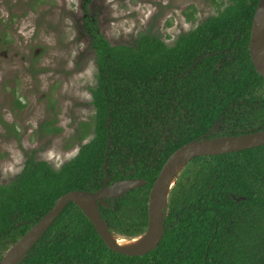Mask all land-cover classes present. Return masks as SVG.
I'll use <instances>...</instances> for the list:
<instances>
[{"label": "trees", "instance_id": "obj_1", "mask_svg": "<svg viewBox=\"0 0 264 264\" xmlns=\"http://www.w3.org/2000/svg\"><path fill=\"white\" fill-rule=\"evenodd\" d=\"M91 3L83 1L86 14ZM258 3L230 0L218 15L182 35L173 48L152 33L113 46L99 34L96 19L92 23L86 18L85 33L99 69L93 90L95 137L60 169L37 160L35 152L27 153L21 173L0 184V249H10L63 195L101 189L106 163L111 177L117 171L112 182L139 178L147 184L109 200V208L100 206L103 219L118 238L143 235L148 228L149 194L161 169L178 148L214 125L218 107L211 101L228 99L223 91L228 90L223 86L226 80L231 82L230 100H246L241 108L246 107L247 116L230 120L233 135L264 130L260 88L264 80L251 62L248 47ZM190 66V75H182ZM234 80L247 82L248 94H240ZM181 82L194 86L197 102L182 101L177 106L180 99L174 86ZM257 97L263 102L255 105ZM171 119H179L180 125L166 136ZM222 122L225 125L224 118ZM188 123L194 126H185ZM41 128L49 134L60 131L51 123ZM217 136L212 138H221ZM172 190L168 209L176 219L172 225L165 220L163 240L145 256L110 250L78 206L69 203L21 264H50L55 256L66 264H264V146L196 158Z\"/></svg>", "mask_w": 264, "mask_h": 264}, {"label": "rangeland", "instance_id": "obj_2", "mask_svg": "<svg viewBox=\"0 0 264 264\" xmlns=\"http://www.w3.org/2000/svg\"><path fill=\"white\" fill-rule=\"evenodd\" d=\"M83 1L0 0V36L8 42H0V52L8 51L6 60L0 59V184L21 173L27 153L60 168L78 152L70 138L80 135V123H89L93 131L89 89L96 86L97 65L85 33L86 17L92 23L96 19L99 34L113 46L131 44L145 33L172 45L178 35L230 3L92 0L86 14ZM22 58L34 59L40 73L31 75ZM45 123L63 132L51 135L41 128Z\"/></svg>", "mask_w": 264, "mask_h": 264}, {"label": "water", "instance_id": "obj_3", "mask_svg": "<svg viewBox=\"0 0 264 264\" xmlns=\"http://www.w3.org/2000/svg\"><path fill=\"white\" fill-rule=\"evenodd\" d=\"M250 56L256 71L264 79V0H259L249 44ZM264 146V131L253 134L208 138L194 140L175 151L164 164L153 184L148 201L147 231L134 239L118 238L110 231L103 219L100 205L109 207L108 199L117 200L127 193L147 184L141 179L123 180L109 185L107 164H105L107 180L104 186L95 193L88 191H71L60 197L53 208L33 225L28 232L8 249L0 260V264H21L27 254L39 242L43 235L56 222L69 203H74L89 219L99 237L106 246L115 253L125 256H145L154 251L161 243L164 235V219L170 193L179 175L188 163L198 157H212L238 153ZM120 240H139L131 247L119 244Z\"/></svg>", "mask_w": 264, "mask_h": 264}, {"label": "flooded vegetation", "instance_id": "obj_4", "mask_svg": "<svg viewBox=\"0 0 264 264\" xmlns=\"http://www.w3.org/2000/svg\"><path fill=\"white\" fill-rule=\"evenodd\" d=\"M217 1V3H219V1H223V0H216ZM215 2V1H214ZM229 2H230V0H229ZM227 5H229V4H227ZM87 18V17H86ZM206 20V19H205ZM204 21V20H203ZM202 21V22H203ZM84 24H85V21H84ZM200 24V23H199ZM198 24V25H199ZM197 25V26H198ZM252 25H253V23H252ZM196 26V27H197ZM2 29V28H1ZM195 29V28H194ZM193 29V30H194ZM1 32H2V30H1ZM191 32V31H190ZM190 32H186V33H181L180 35H178L177 36V38H176V40H174V42H173V44L172 45H169V44H167V42L166 41H164L159 35H157V34H154V33H152L151 35L152 36H158L159 38H160V40L168 47V48H173V47H175L176 46V44H177V41H178V39L182 36V35H184V34H188V33H190ZM168 37V36H167ZM237 37H239L240 38V35H237ZM169 38V37H168ZM250 39H251V35H250ZM0 42L3 44V46H7V44H8V42L4 39V37L3 36H0ZM249 44H250V42H249ZM249 47V46H248ZM250 51V50H249ZM225 53L226 54H228L229 53V49H226L225 50ZM35 55H34V57L35 56H37L36 55V53H34ZM95 55V54H94ZM209 56H212V54L211 55H209ZM8 57V51L7 50H5V51H2V52H0V59H4V60H6V58ZM251 57V56H250ZM22 62L23 63H26L27 65H29V69H28V71H29V73L31 74V75H37V74H35V72L36 71H38V70H35L34 69V67H33V62H34V59H32L31 61L29 60V62H27L26 60H25V58H22ZM251 62H252V60H251ZM220 64H221V62H218L217 63V68H219V66H220ZM253 64V63H252ZM97 65V64H96ZM254 66V65H253ZM255 68V67H254ZM193 69V66H190L186 71H183V74L182 75H190V71ZM256 70V69H255ZM98 73H99V69H98V67H97V83H96V86L95 87H93V88H90L89 90V92H90V94H91V97H92V101H91V104H92V106H93V108H94V112H95V114H94V117H95V115H96V108H95V106H94V104H93V90L94 89H96L97 88V86H98ZM258 73V72H257ZM259 74V73H258ZM260 75V74H259ZM261 76V75H260ZM262 77V76H261ZM264 80V79H263ZM230 85H231V82L229 81V80H226L224 83H223V86H226V87H228V90H226V89H223V91H224V94H225V96L228 98V99H226L225 97H222V98H220V99H218V100H213V101H211V102H213V103H216L217 104V113H218V116L216 117V121H215V123H214V125L205 133V134H203V135H201V136H199L197 139H200V138H202V137H208V138H212V136H214L215 134H217L218 136L217 137H223V136H226V137H234V136H243V135H248V134H253V133H257V132H260V130L259 131H257V132H252V133H246V134H242V135H233L234 134V131L231 129V125H230V120H231V118L232 117H234L235 115H241V116H243V117H245V116H247V113H245L244 111H245V108L246 107H243V108H241L242 106H244V105H246V100L245 99H241V100H237V99H234V100H230V98H229V88H230ZM234 85H235V87L238 89V92L240 93V94H242V95H246V94H248V91H247V82H245V81H235L234 80ZM174 88H175V90L176 91H174V95L176 96V97H179V99H180V102L179 103H177V106H182L181 105V102L183 101V102H185V103H189L190 105H192L193 103H195V102H197L198 101V97H197V95H198V93H197V91L194 89V86H192L191 85V83H188V82H181L180 83V86H177V85H175L174 86ZM260 88L264 91V87L262 88L261 86H260ZM206 93V92H205ZM208 95H209V93H208ZM254 99H256V102H255V105L256 104H259V103H261V102H263V99H261V98H259V97H257V98H254ZM255 101V100H254ZM253 101V102H254ZM94 117H93V124H94V128H93V131H91L90 130V124L89 123H80V125H79V127H77L76 128V130H78L79 131V133H80V135L79 136H77V135H74L73 137H71L70 139H71V146L72 147H74V146H77V149H78V152H77V154H76V156L79 154V152H80V149H81V147L82 146H85V145H87V144H89L93 139H94V137H95V134H96V130H95V123H94ZM225 119V125H224V123L222 122V119ZM179 120V119H178ZM178 120L177 119H171V121H170V123H168L166 126H169V128L167 129V130H165V135L166 136H168L169 135V133H174V132H176V127L177 126H179L180 124L178 123ZM256 122H259V121H256ZM185 126H187V127H189V126H194V124H192V125H190V123H188V124H186ZM223 126H225V127H223ZM256 129L257 128H259L258 126H256L255 127ZM237 131L238 132H240L241 131V129H237ZM261 131H264V130H261ZM61 132H63V130L62 129H60V131L57 133V132H52V133H50L51 135H57V134H59V133H61ZM228 135H232V136H228ZM110 133L108 132V138H109V145H110V147H111V140H110ZM177 137V135L176 134H174V138H176ZM90 138V140H88ZM197 139H195V140H197ZM192 141H194V140H192ZM192 141H188L187 143H185L184 145H186V144H188V143H190V142H192ZM184 145H182L181 147H183ZM180 147V148H181ZM180 148H178V149H180ZM177 149V150H178ZM176 150V151H177ZM75 156V157H76ZM74 157V158H75ZM199 158V157H198ZM196 159V158H195ZM72 160V159H71ZM70 161V160H69ZM69 161H67V162H69ZM67 162H65V163H67ZM64 163V164H65ZM63 164V165H64ZM107 164V163H106ZM62 165V166H63ZM61 166V167H62ZM60 167V168H61ZM55 168V167H54ZM60 168H56V169H60ZM107 171H108V177H109V179H110V181H109V185H111V184H113V183H116V182H119V181H123V180H132V179H139V178H132V179H123V180H117V181H114V182H112V179L115 177V175H117V171H113L112 172V175H113V177H111L110 176V174H109V169H108V165H107ZM135 172L134 171H132V172H130V174L128 175V176H130V175H132V174H134ZM122 176H123V174H121ZM106 180H107V176H106V170H105V181H104V184H105V182H106ZM145 181V180H144ZM104 184H103V186H104ZM102 186V187H103ZM144 187V186H143ZM142 188V187H141ZM140 189V188H139ZM136 190V189H135ZM134 191V190H133ZM173 191V190H172ZM172 191H171V193H172ZM97 192V191H96ZM132 192V191H131ZM130 193V192H129ZM171 193H170V196H169V200H168V207H167V209H166V212H167V214H166V217H165V219H164V228H165V220L166 221H168V224L169 225H172L173 223H174V220L176 219H172V215H171V210L169 211V204H170V197H171ZM128 194V193H127ZM232 198H234V196H232ZM241 199H243V198H241ZM240 199V200H241ZM109 200H111V201H116V200H112V199H108L107 200V203H108V201ZM118 200V199H117ZM244 200V199H243ZM109 204V203H108ZM182 205V203H180V207H179V210L180 211H182V212H184V209H183V207L181 206ZM100 206H102V205H100ZM193 206H196V203H194L193 204ZM103 207H105V206H103ZM109 207H110V205H109ZM109 207H106V208H109ZM168 210V211H167ZM195 216H196V218L198 219V217H197V213L195 214ZM59 218V217H58ZM231 223H233V225H236L235 223L236 222H233V220H231ZM53 226V225H52ZM51 226V227H52ZM213 227V224H212V226H209L208 227V229L209 228H212ZM202 229H204V228H202ZM28 232V231H27ZM47 233V232H46ZM45 233V234H46ZM44 234V235H45ZM164 234H165V229H164ZM43 235V236H44ZM163 237H164V235H163ZM43 238V237H42ZM41 238V239H42ZM4 239V238H3ZM40 239V240H41ZM39 240V241H40ZM163 240V239H162ZM3 242L4 243H8L9 244V241H6V240H3ZM12 245H14V244H10V246H12ZM35 247V246H34ZM33 247V248H34ZM8 251V249H0V260L3 258V256L6 254V252ZM57 258H59V257H57V256H55L53 259H52V262L50 263V264H66L64 261H57Z\"/></svg>", "mask_w": 264, "mask_h": 264}, {"label": "bare ground", "instance_id": "obj_5", "mask_svg": "<svg viewBox=\"0 0 264 264\" xmlns=\"http://www.w3.org/2000/svg\"><path fill=\"white\" fill-rule=\"evenodd\" d=\"M139 240H133V241H128V240H120L119 244L124 247H131L137 244Z\"/></svg>", "mask_w": 264, "mask_h": 264}]
</instances>
